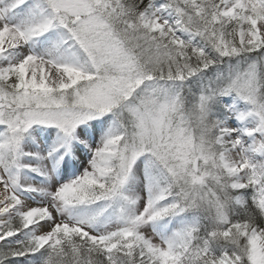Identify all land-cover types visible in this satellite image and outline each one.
<instances>
[{"label": "snow or ice", "instance_id": "6c2138e0", "mask_svg": "<svg viewBox=\"0 0 264 264\" xmlns=\"http://www.w3.org/2000/svg\"><path fill=\"white\" fill-rule=\"evenodd\" d=\"M0 264H264V0H0Z\"/></svg>", "mask_w": 264, "mask_h": 264}]
</instances>
